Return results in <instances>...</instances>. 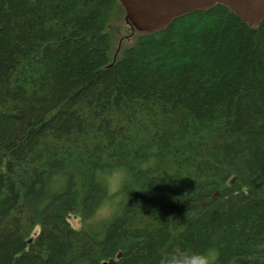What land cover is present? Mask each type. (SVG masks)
<instances>
[{
	"label": "trees",
	"instance_id": "obj_1",
	"mask_svg": "<svg viewBox=\"0 0 264 264\" xmlns=\"http://www.w3.org/2000/svg\"><path fill=\"white\" fill-rule=\"evenodd\" d=\"M126 15L0 0V264H158L175 246L264 264V18L214 5L132 33ZM117 164L137 191L99 238L95 173Z\"/></svg>",
	"mask_w": 264,
	"mask_h": 264
},
{
	"label": "water",
	"instance_id": "obj_2",
	"mask_svg": "<svg viewBox=\"0 0 264 264\" xmlns=\"http://www.w3.org/2000/svg\"><path fill=\"white\" fill-rule=\"evenodd\" d=\"M131 30L152 33L194 11L223 5L250 25L264 18V0H120ZM106 264H114L109 260Z\"/></svg>",
	"mask_w": 264,
	"mask_h": 264
},
{
	"label": "clouds",
	"instance_id": "obj_3",
	"mask_svg": "<svg viewBox=\"0 0 264 264\" xmlns=\"http://www.w3.org/2000/svg\"><path fill=\"white\" fill-rule=\"evenodd\" d=\"M148 166H152V163L150 162ZM95 175L97 181L102 184L106 196L112 198L108 203V211L102 216L99 214L96 216L98 222L106 223L119 215L123 204L129 199V193L137 191L135 190L137 181L134 174L123 164L98 169ZM217 260L218 250L215 247L193 251L175 246L160 256L158 264H217Z\"/></svg>",
	"mask_w": 264,
	"mask_h": 264
},
{
	"label": "rangeland",
	"instance_id": "obj_4",
	"mask_svg": "<svg viewBox=\"0 0 264 264\" xmlns=\"http://www.w3.org/2000/svg\"><path fill=\"white\" fill-rule=\"evenodd\" d=\"M66 180H67V178L64 177V176H61V175L53 176V178L50 180V182L46 186L45 194L47 195V198L50 195L60 193L65 188ZM95 181H96V183H98V184H100L102 186V184L97 181L96 175H95ZM111 199H112L111 197L107 196V198L104 201V203L102 204V206L99 207V209L97 210L95 215L93 214L94 215V220H92V222L89 223V225L87 226L89 228L88 231H90L93 235H95V236H97L99 238L103 237L105 228L110 223H112L114 221V219L116 218V216H117L116 215L114 218H112L110 221H108L106 223L98 222L97 219H96L97 214L102 216L108 211V203L111 201ZM68 221L71 224V226L74 227V228L81 227L80 219L69 218ZM108 261L102 262L101 264H106V263H108Z\"/></svg>",
	"mask_w": 264,
	"mask_h": 264
}]
</instances>
